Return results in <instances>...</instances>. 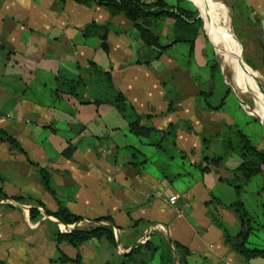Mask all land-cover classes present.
Returning <instances> with one entry per match:
<instances>
[{
    "label": "crops",
    "instance_id": "crops-1",
    "mask_svg": "<svg viewBox=\"0 0 264 264\" xmlns=\"http://www.w3.org/2000/svg\"><path fill=\"white\" fill-rule=\"evenodd\" d=\"M227 1L242 33L241 51L258 66L250 70L264 71V0ZM174 23L172 18L153 23L151 32L160 46L173 42ZM90 24L107 26V54L100 48L102 31L85 30ZM205 39L200 33L193 46L178 43L160 51L146 45L122 14L112 16L101 6L74 0H0V137L6 133L21 149L0 140L2 264H77L78 257V264H121L123 255L146 243L147 264H180L173 243L190 252L186 264H264L232 250L208 214L212 210L231 235L238 232L235 213L211 203L212 198L232 202L233 193L218 181L217 172L220 165L236 166L235 158L228 165V155L204 173L193 168L205 165L204 135L218 136L235 125L220 123L216 115L223 106L210 110L200 101L202 92L211 99L219 87L209 81V59L203 55H215ZM88 62L109 71L115 90L142 116L140 124L154 131L146 137L133 135L108 104L53 100L49 86L55 85L54 75L76 73ZM23 82L39 84L32 90L35 95L22 93ZM208 117L213 120L206 128ZM170 124L176 129L168 135ZM68 146L72 154L64 158ZM41 168L51 177L54 196L42 186ZM171 196L174 204L168 201ZM28 198L51 212L61 204L81 220L62 225L43 210L31 220L34 205ZM102 218H110L111 224L96 221ZM92 226H110L116 247L105 238L78 247L55 241L56 232ZM248 244L261 248L264 231L250 235ZM160 246L165 251L158 253ZM60 254L70 260L59 262Z\"/></svg>",
    "mask_w": 264,
    "mask_h": 264
},
{
    "label": "trees",
    "instance_id": "trees-1",
    "mask_svg": "<svg viewBox=\"0 0 264 264\" xmlns=\"http://www.w3.org/2000/svg\"><path fill=\"white\" fill-rule=\"evenodd\" d=\"M74 1L84 6L96 5L104 7L112 16L122 14L132 23L133 27L137 30L139 37L146 45L158 48L160 51H163L171 47L173 44L178 43H187L193 46L196 37L200 33H204L202 30V20L198 18L197 9L194 8V6L187 0H175V2L171 4L167 3L166 0ZM184 3L189 4L190 6L185 7ZM162 18H172L175 22L173 28L174 39L173 42L167 46H160L158 43V37L151 32L153 23ZM90 27L98 28L102 31L100 36V48L104 53L107 54V26L90 24L85 30H89ZM85 30L84 36L87 35V31ZM159 53H157L156 57L159 56ZM243 62L249 67L253 68L246 61ZM208 68L210 72L209 81L212 84H215V73H217L218 76L220 73V66L217 59L212 65L208 66ZM53 78L55 85L53 84L52 86H49L53 100H62L63 98H67V100H72L73 102L75 101L77 105L92 103L98 106L101 104H108L113 106L118 111L120 116L127 122L129 131L133 135L137 137H146L152 131H154L153 128H145L140 124L142 116L137 114L135 109L127 102L125 97L120 92L115 90L111 82L109 71L100 69L94 62H88V65L85 68L78 69L76 73H66L59 71L54 75ZM256 78L258 77L256 76ZM221 86L223 87V94L220 97V103L219 105L213 107L210 106V110L221 108L224 106L226 98L230 95H233L229 86L224 84L222 81ZM35 88H39L38 83L23 82L21 91L24 94L27 92L33 93L32 90ZM201 94L203 97H209L208 95H210V93L205 94L203 92ZM218 94L221 95L220 93ZM88 96H90L91 100L87 98ZM236 106L239 107L237 102ZM174 130L175 126L170 124L165 134H174ZM234 133L236 141L232 142V140H226V150L234 152L238 156L240 162L237 167L229 171V177L225 179L218 177V181L225 183L233 190L235 199L229 204L225 205L221 202V200L212 198L211 203L213 200H215L214 204L225 207L235 213L239 223L238 232L235 235H231L226 225L218 219L217 215L212 210H208V214L213 225L222 231L224 242L232 250L241 255L245 260H250L253 258H261L264 260V248L248 246V238L250 235H253L259 231H264V199L262 196H260L264 193V183L260 185L257 191V195H259V198H261L258 204L259 215L251 216L247 212L240 197L245 187L250 184L255 177L260 176L264 172V150L258 149L257 146L253 145L250 139L241 131ZM0 140L7 142L10 147L21 150L18 147L16 141L6 133L1 134ZM208 143L209 140L204 138L202 161L205 163V165L201 164V166H193L194 169H198L203 173L208 172L212 166H216L223 159V156L208 155L207 152L210 148ZM71 154L72 148L69 146L62 152L64 158H69ZM181 158H184V156L182 155ZM139 164L142 165L143 162H140ZM39 178L45 190L54 196V189L52 187L50 176L43 168H41L39 171ZM14 200L23 201L22 198H14ZM27 202H30L34 205V207L29 209L31 220H35L40 217L41 210L44 211V215L55 218L62 225H72L81 220L79 216L74 215L61 204L59 205L57 211L51 212L47 209H44L42 202L39 200L28 198ZM206 206L209 207V203H206ZM96 221H104L111 224L110 218H102ZM101 238H105L111 248L114 249L116 247L113 232L110 226H92L88 229L75 228L69 233H55V241L57 243L60 241H65L72 247H78L89 240H99ZM147 247H149L148 243L132 249L128 254L122 256L121 264H147L150 260L146 259L144 256L147 253ZM173 247L176 252H178L180 264H186L185 255L190 254V252L176 243H173ZM154 250L155 249H152V251ZM168 250L170 251L169 248ZM69 260L70 259L64 254H60L58 258L59 262H66ZM163 260H165V258ZM75 262L77 264L79 263V257L75 259ZM0 264H2L1 260Z\"/></svg>",
    "mask_w": 264,
    "mask_h": 264
},
{
    "label": "rangeland",
    "instance_id": "rangeland-1",
    "mask_svg": "<svg viewBox=\"0 0 264 264\" xmlns=\"http://www.w3.org/2000/svg\"><path fill=\"white\" fill-rule=\"evenodd\" d=\"M214 1L220 2L227 9V14H228L229 23H230V25L227 28V34L229 35L231 44L233 45L232 47L235 50L237 57L239 58V60H241L244 66L245 73L247 74L251 83L256 84L259 87H262L264 91V71L250 70V67L243 62V61H246L250 66L253 67V69L258 68V66H256L251 61L250 56L247 53L243 54V52L241 51L240 44L243 45L242 48L244 47V44L242 41V33L238 29V26L236 25L237 23H236L235 15L231 7L232 4L230 5V2H228L227 0H214ZM166 2L171 4V3H174L175 0H166ZM194 3H195L194 5L198 9V12H199L198 15H200L201 20H202V30L204 27V31L206 32L207 37H208V38L206 37L207 39L205 40L209 42V44L211 45L213 49V53L215 55V58H214L211 54L212 52L210 53V51H208L206 55L205 54L203 55V60L208 58L209 59L208 65L210 66L217 59L219 66H220L221 60L218 55L217 46H216L215 37H214V27L217 28V25H216L217 22H215V20H213L211 17L210 19L205 18L200 12L199 4L197 3V1L194 0ZM187 6H190V5H186V7ZM207 8L210 11L212 10L211 11L212 13L217 12L216 7L213 5H207ZM202 44L203 43H201V46ZM193 59H194V56H193ZM222 70L223 71L221 72L220 70V73H219L220 77L217 75V73H215V81L218 82L217 84L219 85V87L216 86L214 96L211 99L209 97H203V96H200L199 98L202 99V100L200 99V101L202 104H205L206 107H210V106L213 107V106L219 105L220 97L222 96V91H221V96H220L218 94V89L221 88L220 87L221 81L223 83L225 81V83L229 86L234 96L230 95L226 98L224 106L217 113L216 116L219 119L221 124L222 122L226 123L228 121H232L235 123L234 125L235 127L233 125H231L230 127L226 126L225 130H221L218 136H213V134H206L204 135V138H206V140H209V143H208L209 147H215L214 150L212 149V151L207 152L209 156H223V159L225 160L228 157V155H230L229 160H227L228 165L232 163L234 158L238 165L240 162L238 156L234 152L230 150H226V145H225L226 140L229 139V140H232V142L236 141L234 132L241 131L244 135H246L250 139L253 145L257 146L258 149L264 150V129H263L264 120L259 117L258 110H262V109L256 103V101L251 97V93H249L247 90L238 92L237 85H236L237 83L235 82V78L231 77L232 75L230 71L228 69H225V67L223 66H222ZM255 75L258 76V78H256ZM231 87L233 88V91ZM206 89L209 90V87L206 86ZM200 90H204L201 84H200ZM262 96H263L262 101L264 102V93H262ZM237 97L240 98L241 102L237 100ZM236 102L239 104L240 108H236L234 106V103ZM256 117L260 121L263 127L261 126L259 121L256 119ZM211 118L212 117H208L209 122L205 121L203 123V127L208 128V126L212 124L211 121L213 119ZM175 129H176V126H175ZM231 157H234V158H231ZM237 165L234 167H225V169L223 168V165H220L218 168L217 177H220L222 179L229 177L230 175L229 171L237 167ZM221 183L224 184L226 188L232 191L233 193L232 196L234 200L235 198H234L233 190L229 186H227L225 183L223 182ZM262 183H264V172L260 176L255 177L252 180V182L245 187L243 193H241L240 195L247 212L251 216L259 215L258 204L261 198H259V195H257V191ZM260 196H262V198L264 199V193ZM250 238H251L250 240L252 241L253 237H250ZM153 242L157 243V239L154 238ZM248 246L252 247L251 244H248ZM260 247L264 248V245ZM164 251H165L164 246H160L158 248V253L164 252Z\"/></svg>",
    "mask_w": 264,
    "mask_h": 264
},
{
    "label": "bare ground",
    "instance_id": "bare-ground-1",
    "mask_svg": "<svg viewBox=\"0 0 264 264\" xmlns=\"http://www.w3.org/2000/svg\"><path fill=\"white\" fill-rule=\"evenodd\" d=\"M195 1H197V3L199 2V7H201V11L205 17H211L213 20H215V22H217V28L214 27V37L217 44L218 55L221 60V66L225 67V69H228L232 77L235 78V82L241 86L240 89L237 88L238 92L247 90L249 93H251V97L262 109L258 110L259 117L264 120V102L262 101V93H264V91L262 87L251 83L244 71V66L241 60H239L235 50L232 47L233 45L231 44L229 35L227 34V28L230 25L227 9L220 2H216L214 0ZM207 5L215 6L217 12L212 13V10H208Z\"/></svg>",
    "mask_w": 264,
    "mask_h": 264
},
{
    "label": "water",
    "instance_id": "water-1",
    "mask_svg": "<svg viewBox=\"0 0 264 264\" xmlns=\"http://www.w3.org/2000/svg\"><path fill=\"white\" fill-rule=\"evenodd\" d=\"M188 2H190L193 6H194V8H196L197 9V7L194 5V3L191 1V0H187ZM197 11H198V9H197ZM199 13V12H198ZM198 18H200L201 19V17H200V15H198ZM203 31H204V27H203ZM204 34L206 35V37H207V34L205 33V31H204ZM208 38V37H207ZM220 70H221V72H222V66L220 65ZM232 77V76H231ZM237 85V88H241V86L240 85H238V84H236ZM231 89H232V91H233V88L231 87ZM237 100L239 101V102H241V100H240V98H238L237 97ZM256 119H257V117H256ZM258 120V119H257ZM259 121V120H258ZM259 123H260V121H259ZM261 124V123H260ZM261 126H262V124H261ZM263 127V126H262ZM263 129H264V127H263Z\"/></svg>",
    "mask_w": 264,
    "mask_h": 264
},
{
    "label": "built area",
    "instance_id": "built-area-1",
    "mask_svg": "<svg viewBox=\"0 0 264 264\" xmlns=\"http://www.w3.org/2000/svg\"><path fill=\"white\" fill-rule=\"evenodd\" d=\"M168 201H169L170 204H174L176 202V197L175 196H171Z\"/></svg>",
    "mask_w": 264,
    "mask_h": 264
}]
</instances>
